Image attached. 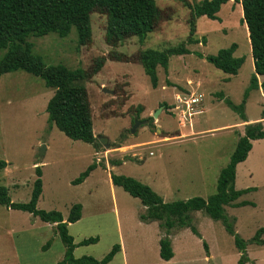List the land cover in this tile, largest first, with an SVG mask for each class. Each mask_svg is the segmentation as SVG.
Returning <instances> with one entry per match:
<instances>
[{
    "label": "rangeland",
    "instance_id": "rangeland-1",
    "mask_svg": "<svg viewBox=\"0 0 264 264\" xmlns=\"http://www.w3.org/2000/svg\"><path fill=\"white\" fill-rule=\"evenodd\" d=\"M189 1L195 5L202 0ZM156 2L171 18L163 20L143 44L137 36L116 48L107 44V15L99 12L91 15L93 42L88 46L79 45L76 27L67 37L55 32L29 37L33 54L48 65L88 69L96 58H108L98 74L78 83L89 93L94 133L107 137L110 147L73 140L50 125L46 108L55 89L25 70L6 73L0 76V160L7 166L0 170V185L8 189L13 202L28 203L39 166L43 181L39 209L59 211L67 219L72 206L84 205V217L68 227L78 245L75 258L103 259L120 244L124 251L108 264H239L241 253L234 236L222 221L205 211L188 213L199 234L192 227L174 225L169 238H173L175 258L162 259L160 240L166 237L162 222L142 228L141 215L147 210L141 200L122 187L114 185L112 190L114 173L150 185L168 203L197 196L208 199L217 192L220 173L229 164L247 125L224 100L241 104L255 71L239 0L224 4L217 14L219 20L207 16L198 19L196 37L201 43L188 44L191 53L172 56L167 70L158 67L157 88L141 63L109 57L112 51L134 56L142 49L161 50L187 39L190 8L179 0ZM234 43L235 55L245 57L237 75L206 59ZM7 51L0 49V60ZM259 81H264V76H259ZM263 109L264 91H252L245 107L249 123L262 122ZM136 117L143 123L133 133ZM121 160L125 162L108 169ZM95 162L98 167L90 178L74 185L73 181ZM236 173V189H254L236 203L251 204L226 206V214L234 219L236 233L248 242L249 260L245 264H264V245L251 241L264 227V139L253 141L248 158L237 166ZM89 237L99 240L79 245ZM261 237L264 239V234ZM65 252L56 224L0 204V264H58Z\"/></svg>",
    "mask_w": 264,
    "mask_h": 264
},
{
    "label": "trees",
    "instance_id": "trees-1",
    "mask_svg": "<svg viewBox=\"0 0 264 264\" xmlns=\"http://www.w3.org/2000/svg\"><path fill=\"white\" fill-rule=\"evenodd\" d=\"M179 1L191 10L188 19L189 35L185 41L177 46L161 50L142 49L134 56L117 51H112L109 56L119 62L141 63L154 88L159 85V66L167 70L172 56L191 53L187 45L201 43L196 37L198 19L207 16L212 20H219L218 12L230 0H202L195 5H192L189 0ZM239 2L243 7V21L249 31L255 71L251 76L250 85L244 92L241 104L236 105L229 98H224L225 102L240 114L242 120L247 122V125L244 135H241L237 142L229 164L220 173L217 192L208 199L197 196L168 203L150 185L131 176L111 173L114 185L122 187L133 197L139 198L147 207L141 219L161 221L162 226L166 228V237L160 240V255L166 261L174 256L169 238L171 229L178 223L181 227H192L193 231L198 233L197 228L190 224L188 213L200 210L205 211L212 219L222 221L226 230L234 236L235 244L241 253L239 264H245L249 260L248 242L236 233L234 219L226 214V206L240 207L251 204L248 201L236 203L242 195L254 190L253 188L236 189V169L248 158L253 148V141L264 139L263 123H249L245 114L246 102L251 92L259 89L264 91V81L261 83L259 81V76H264V0H239ZM94 12L107 15L106 42L114 48L134 36H137L139 42L143 44L148 35L155 31L163 20L171 18L159 8L156 0H0V49H8L0 60V76L21 69L42 78L47 87L55 89L46 108L50 125H55L73 140L97 147L101 142L94 133L89 93L87 88L78 82L92 79L102 70L108 58L105 56L96 58L88 69L80 67L73 70L63 64L48 65L40 55L33 54L34 44L29 41L30 36L42 37L51 32L59 34L60 37H67L73 27H76L79 45L88 46L93 42L91 15ZM236 50L237 44L234 43L228 48L220 49L217 54L205 57L216 68L228 74L237 75L245 63V57L236 56ZM201 57L204 56L201 54ZM262 118H264V109ZM118 164L120 162L117 161L114 165ZM6 166L7 162L0 160V170ZM97 167L96 162L91 164L80 177L73 181V184L83 183ZM36 173L38 177L28 203L13 202L9 197L8 189L0 185V204L11 209L30 212L43 222L56 224L58 233L66 246L65 257L58 264H108L112 261L121 250L120 244H116L103 259H96L93 256L75 258L74 250L78 245L70 235L68 227L70 223L81 219L82 204L72 206L66 220L59 211L39 209L38 202L43 192L41 167H36ZM263 234L264 227L258 229L251 241L264 245V239L261 237ZM98 240V237H89L79 245L95 244ZM204 245L209 251L208 245L206 243ZM47 247L49 243L45 246Z\"/></svg>",
    "mask_w": 264,
    "mask_h": 264
},
{
    "label": "crops",
    "instance_id": "crops-1",
    "mask_svg": "<svg viewBox=\"0 0 264 264\" xmlns=\"http://www.w3.org/2000/svg\"><path fill=\"white\" fill-rule=\"evenodd\" d=\"M262 90V89H261ZM261 120H262V123H264V118H261ZM246 123V122H245ZM244 131L241 133V135H244ZM151 154H152V152H151ZM134 158V157H133ZM135 161V160H134ZM118 162H120V164L122 163V162H125V161H123V160H121V161H118ZM113 166H115V165H112V166H108V169L110 168V169H112V167ZM91 175V174H90ZM90 178V176L83 182V183H85L88 179ZM110 182H111V186H112V190H114V184L112 183V179L110 178ZM82 184V183H81ZM113 184V185H112ZM213 195V194H212ZM164 199V198H163ZM82 217H81V219L84 217V214H85V207H84V205H82ZM144 208H145V210H147V207L146 206H144ZM200 211H202V210H200ZM143 214H145V213H143ZM65 218V217H64ZM80 219V220H81ZM65 220H66V218H65ZM157 222H159V221H157ZM157 222H156V220H150V221H141L140 222V226L143 228V226H153L152 224H157ZM117 223L119 224V220H118V217H117ZM120 228H121V226L119 225V230H120ZM120 235H121V230H120ZM173 235V234H172ZM121 238H122V236H121ZM171 243H172V247H173V250H174V246H173V238H172V240H171ZM124 245H122V247H121V252H123L124 251ZM211 254V253H210ZM175 258V252H174V256H173V258L172 259H174ZM171 259V260H172ZM170 261V260H169Z\"/></svg>",
    "mask_w": 264,
    "mask_h": 264
},
{
    "label": "water",
    "instance_id": "water-1",
    "mask_svg": "<svg viewBox=\"0 0 264 264\" xmlns=\"http://www.w3.org/2000/svg\"><path fill=\"white\" fill-rule=\"evenodd\" d=\"M106 92H112L110 90H107V89H104ZM135 121H136V124L134 126V128L132 129V132L135 133L137 131V128L139 125H142L143 122L139 121V119L136 117L135 118ZM99 141L105 146V147H110V144L108 143V138L107 137H104V136H99L98 137ZM44 148H45V145L43 146V152H44Z\"/></svg>",
    "mask_w": 264,
    "mask_h": 264
}]
</instances>
